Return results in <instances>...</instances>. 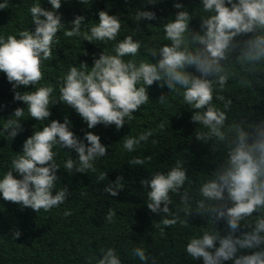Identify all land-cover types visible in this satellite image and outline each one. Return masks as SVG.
Instances as JSON below:
<instances>
[{
    "label": "clouds",
    "instance_id": "1",
    "mask_svg": "<svg viewBox=\"0 0 264 264\" xmlns=\"http://www.w3.org/2000/svg\"><path fill=\"white\" fill-rule=\"evenodd\" d=\"M47 2L51 10L40 2L29 6L34 30L27 28L15 35H0V72L12 85L14 101L26 106L14 109L13 115L4 121L2 131L10 139L15 138L22 131L20 121L25 109L31 118L44 122L51 116L50 106L58 102L73 108L88 129L103 124L115 125L119 130L149 102V87L154 83L160 88L166 86L168 93H176L193 110L190 119L201 126V130L195 131L196 139L213 141L212 147H220L223 154L215 169L203 176L195 196L184 187L186 182H192L181 159L175 160L166 171H155L150 179H142L141 185L150 189L145 191L147 208L160 217L158 226L164 228L177 224L188 228V217L194 213L206 219L207 226L200 227V233L192 235L185 246L187 256L193 260H202L203 264L226 261L264 264V120L248 125L229 123L227 110L231 100L216 95L225 90L230 79L237 78V68L251 75L264 66V0H200L196 12L174 2L177 11L162 25L163 40L168 43L157 42V46L135 40L133 35L117 41L121 20L107 11H99L98 22L87 31H82L83 15L75 16L69 29L58 13L61 0ZM159 2L145 0L152 6ZM79 3L87 5L89 0ZM7 7L8 0L0 3V9ZM194 17H199L198 30L190 27ZM142 19L156 20V13L137 9L136 23L140 24ZM61 30L68 38L115 43L111 52L105 49L94 58L91 67L86 63L70 66L58 81L59 95L53 99L56 89L51 84L41 85L42 69L44 62L52 59L53 44L59 42L57 34ZM142 47L147 59L138 60ZM240 82L248 81L241 75ZM29 85L35 90L16 91ZM168 93H161L158 99L161 104L168 99ZM214 97L223 101V110L213 103ZM70 124L67 116L63 122L51 120L25 139L22 151L11 157V167L0 177V196L5 201L36 213L49 212L64 204L71 193L67 186L57 188L60 165L53 150L57 146L77 153V159L67 156L63 162L68 173L97 171L95 161L107 155L106 146L92 132H86L81 140L70 130ZM158 128L164 130V123ZM154 132L151 129L125 136L123 149L134 152ZM150 160V156H135L128 163L144 165ZM105 179L106 172H100L97 182ZM122 182L123 178L118 176L104 191L116 196L117 190L124 187ZM172 194L179 197L180 207L175 211L169 207L173 203ZM71 214L70 209L63 213L65 217ZM114 215L109 209L104 219L112 223ZM220 221L225 224L223 234L216 227ZM242 222L247 231H240ZM20 236L21 232L15 230L11 238ZM241 250L251 251L238 255ZM132 255L142 264L149 261L156 264V258L142 245L134 246ZM87 264H122V261L116 249L109 247L101 248L99 256L88 257Z\"/></svg>",
    "mask_w": 264,
    "mask_h": 264
},
{
    "label": "trees",
    "instance_id": "2",
    "mask_svg": "<svg viewBox=\"0 0 264 264\" xmlns=\"http://www.w3.org/2000/svg\"><path fill=\"white\" fill-rule=\"evenodd\" d=\"M3 2L0 0V3ZM34 2H40L42 7L51 10L47 0H8V7L0 9V35H15L27 28L34 30L28 11ZM174 2L184 4L190 11H199L197 7L200 6V0H160L155 6L146 4L145 0H89L87 5L79 3V0H61L58 13L62 23L69 29V22L75 16L83 15L85 24L82 31H87L98 22L99 11H107L109 15H117L121 20L117 41L126 35H133L135 40L157 46V42L168 43L163 40L162 25L177 11L173 7ZM137 9L153 11L157 19H142L137 24ZM190 27L199 29V17L190 21ZM63 31L57 34L59 42L53 44L52 59L45 61L42 69L44 79L41 85L51 84L56 89L53 99L59 95L58 81L70 66L79 67L80 63H86L91 67L94 58H98L105 49L111 52L115 43H90L81 37L68 38L63 35ZM140 52L141 55L136 59H147L143 47ZM149 59L155 62L154 58ZM236 71L237 78L230 79L225 90L216 95L231 100L227 110L229 123H258L264 120V66L251 75L242 73L239 68ZM241 75L247 83L240 82ZM31 88V85L28 88L20 86L16 91L35 90ZM147 91L149 102L141 106V110L133 114L134 119L126 122L119 130L115 125L105 127L103 124L88 129L86 122L73 108L58 102L50 106L51 116L44 122L31 118L25 109V115L20 121L22 131L10 139L2 131L3 123L13 115L15 108L26 106L21 101H14L12 85L6 75L0 72V177L11 167V157L22 151L23 142L34 130L47 126L51 120L63 122L65 116L71 122L70 130L78 138L83 140L86 132H92L100 137V142L107 148V155L95 161V173L73 170L71 174L64 169L63 162L67 156L77 159V153L58 146L53 149L57 153L56 162L60 165L56 173L59 178L57 188L67 186L71 194L64 204L49 212L41 210L36 213L31 208H22L0 196V264H87L88 257L99 256L101 248L109 247L116 249L122 264H142L132 255V248L141 245L150 256L156 258V264H203L202 260L188 257L185 246L192 235L200 233V227L207 226L206 219L194 213L188 217V228H182L179 224L171 228L158 226L160 217L152 213L145 203V191L150 189H145L140 181L150 179L155 171H166L175 160L181 159L192 182H186L184 187L195 196L203 176L215 169L223 150L212 147L213 141L205 143L196 139L195 131L201 130V126L191 121L193 110L184 105L180 96L168 93L170 90L166 86L160 88L155 83ZM161 93H168V99L163 104L158 101ZM213 103L223 110V101L214 97ZM161 122L165 125L164 130L158 128ZM151 129L155 130L154 134L134 152L129 153L123 149L125 136H136ZM84 143L87 145L86 140ZM135 156H150L151 160L144 165L129 164L128 161ZM100 172H106V179L97 182ZM118 176L123 178L124 187L117 190L116 196H112L104 189ZM172 201L169 207L175 211L180 207L179 197L172 194ZM65 209H70L72 214L65 217ZM109 209L115 213L112 223L104 219ZM243 225L244 222L241 232L248 230ZM216 227L223 234L224 222L220 221ZM15 230H19L21 236L13 240L11 235ZM250 251L241 250L238 255L250 254ZM224 264H232V261Z\"/></svg>",
    "mask_w": 264,
    "mask_h": 264
}]
</instances>
